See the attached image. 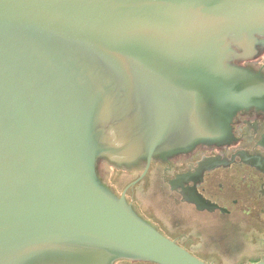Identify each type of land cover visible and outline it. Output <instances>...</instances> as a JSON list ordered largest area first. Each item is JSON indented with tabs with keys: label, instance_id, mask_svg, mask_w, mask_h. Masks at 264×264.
I'll use <instances>...</instances> for the list:
<instances>
[{
	"label": "water",
	"instance_id": "95a60500",
	"mask_svg": "<svg viewBox=\"0 0 264 264\" xmlns=\"http://www.w3.org/2000/svg\"><path fill=\"white\" fill-rule=\"evenodd\" d=\"M262 48L264 0H0V264H212L99 165L229 143Z\"/></svg>",
	"mask_w": 264,
	"mask_h": 264
},
{
	"label": "flooded vegetation",
	"instance_id": "af4514ba",
	"mask_svg": "<svg viewBox=\"0 0 264 264\" xmlns=\"http://www.w3.org/2000/svg\"><path fill=\"white\" fill-rule=\"evenodd\" d=\"M238 64L264 77V48ZM99 171L164 235L212 264L264 258V111L238 112L221 146L152 159L129 168L102 161ZM115 264H158L118 260Z\"/></svg>",
	"mask_w": 264,
	"mask_h": 264
}]
</instances>
